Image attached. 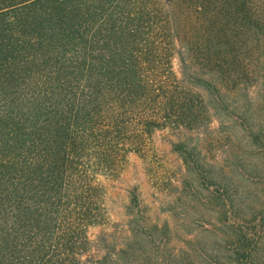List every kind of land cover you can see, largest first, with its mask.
Returning a JSON list of instances; mask_svg holds the SVG:
<instances>
[{
	"label": "trees",
	"instance_id": "16d2710c",
	"mask_svg": "<svg viewBox=\"0 0 264 264\" xmlns=\"http://www.w3.org/2000/svg\"><path fill=\"white\" fill-rule=\"evenodd\" d=\"M175 53L181 79L171 71ZM263 56L264 0H0V264L116 260L112 251L90 254L86 229L99 221L93 173L126 152L143 155L155 131L201 125L207 107L235 115L218 86L194 79L207 102L187 86L190 59L221 80L230 67L254 80L264 77ZM247 108L228 124L239 123L247 148L260 147ZM216 160V220H237L218 246L229 264H254L242 202L228 197Z\"/></svg>",
	"mask_w": 264,
	"mask_h": 264
},
{
	"label": "rangeland",
	"instance_id": "374dc122",
	"mask_svg": "<svg viewBox=\"0 0 264 264\" xmlns=\"http://www.w3.org/2000/svg\"><path fill=\"white\" fill-rule=\"evenodd\" d=\"M227 33L233 36V32ZM170 66L173 75L181 79L178 54H172ZM188 67L187 86L206 102L211 96L194 79L218 86L235 115L232 111L230 116L224 115L221 107L215 111L207 107L209 114L201 125L177 133L155 131L143 155L126 152L106 171L93 173L92 182L100 186L96 199L99 221L86 232L95 246L90 254L100 258L112 251L117 255L108 264H229L218 237L237 220L232 216L226 223L216 220L209 182L218 171V157L228 197L237 195L235 199L242 202V225L255 240L253 263L264 264V77L253 75L254 80H247L230 67L222 81L219 72L208 73L196 60L190 59ZM244 106L248 107L249 129L263 142L260 147L247 148L250 138H245L239 123L228 124ZM227 132L232 133L231 142L225 137ZM215 137L221 138L220 142H215ZM178 141L188 147L187 153L172 147L171 143Z\"/></svg>",
	"mask_w": 264,
	"mask_h": 264
}]
</instances>
